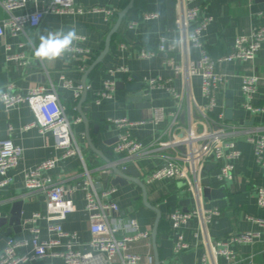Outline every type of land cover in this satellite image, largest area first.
Here are the masks:
<instances>
[{
  "label": "crops",
  "instance_id": "obj_1",
  "mask_svg": "<svg viewBox=\"0 0 264 264\" xmlns=\"http://www.w3.org/2000/svg\"><path fill=\"white\" fill-rule=\"evenodd\" d=\"M0 0V21H7L10 16L26 15L43 8L41 1L29 0L24 8L11 13L5 11ZM77 6L90 9L93 7H105L121 12L130 0H74ZM167 0H135L117 32L112 36L109 51L103 61L97 65L87 76L86 72L104 49L105 40L114 27L117 14L107 22L102 13L85 12L83 14H47L40 26L36 29L26 27L25 32L12 35L6 28L4 35L0 37V92L8 86H13L17 93H28L36 87L45 89L54 88L57 92L60 104L66 109L67 117L72 122V134L75 144L80 149L85 159L87 168L93 180L99 179L101 169L105 162L101 156L96 155L89 148L85 138L83 121L74 123L79 117L78 109L81 106L86 110V117L92 125L99 126L101 138L92 133L91 139L94 146L105 157L114 162L116 157L112 150L114 144L107 146L104 142L117 137L118 129L110 123V120L127 119L132 122H145L142 125L130 129L132 137L145 146H152L158 142H168L172 136L174 117L177 115V123L184 125L188 122V95L200 105L205 103L201 95V81L199 77H192L186 82L184 75H175L171 68L164 65V59L174 58L176 62L183 63L187 59L199 57V50L182 42V35L176 29L175 23L169 28L166 17ZM176 3V1H175ZM176 6V4H175ZM189 7L202 8L205 15L213 20L203 38L205 52L213 59L228 55L233 47L235 39L239 36L250 34L256 27L264 25V0H193ZM176 10V8H175ZM156 12L159 19L143 22V13ZM132 22H138L134 28H129ZM75 26L79 35L86 36L83 43L77 45L91 52L89 58L82 56H70L64 54L56 60H43L36 58L33 53L40 43V37L48 33H55L61 29L67 31ZM162 39H166L169 45L175 47L172 53L156 54L150 59H141L139 52L145 50H157ZM22 54L23 61L8 60V56ZM125 69L127 72L119 70ZM217 70L224 76L223 85L218 92L217 107L213 116L219 119L225 109V93L233 92L234 108L246 112L245 122L252 125L246 126L239 122H227L230 126L238 128L233 136L240 157L235 161L233 179L220 183L217 180L218 167H211L203 172V184L201 192L189 191L184 183L177 180L166 179L148 184L146 176L158 166L162 157L169 154L171 149L156 151L154 145L152 153L137 159L133 164L141 174V180L147 190L148 201L162 213L158 227L157 247L163 264H196L206 250L208 241L223 240L231 234L246 232H259L261 236L253 245H240L235 248L238 259L243 264H264V230L250 220L252 218L264 219V208L257 204V191L264 187V173L255 161L253 146L247 140L246 131L251 135L264 134V112L253 114L244 109V96L241 91L243 76L256 75L264 78V43L252 60H235L229 63L218 64ZM110 71H114L113 75ZM143 78L145 85L150 79L161 78L165 83L164 88L150 90L149 100L144 95L140 103L133 101V94L122 89H116L113 99L102 104L95 103L96 95L103 89L105 79L112 78L115 83H132V76ZM71 80L76 86L81 85L86 77L87 95L83 100V92L78 98L72 90L61 86V78ZM147 88V86H146ZM169 89L176 90L182 98H175ZM149 102L150 108H141L140 104ZM255 107L264 108V89L258 88L252 98ZM163 111V119L155 121L156 110ZM34 120L31 109L26 103L13 108H5L0 103V139L11 140L23 150L22 158L16 169L10 170V184L0 189V218L11 219L19 211L20 229L11 235L0 234V253L5 247L8 238L16 240H29L31 234L25 226V221L34 213H46V196L39 192H28L24 189V172L34 168L40 163L60 157L61 152L56 149L55 141L50 132L40 134L36 128L25 129ZM156 142V143H155ZM106 151L112 153L107 156ZM55 182L66 189L76 186L85 180V175L79 157L59 161L52 171ZM110 187V186H108ZM115 199L121 208V214L127 219H135L142 231L152 232L156 215L144 206L142 191L134 183L125 186H117ZM223 188L222 191L219 190ZM213 191L206 197L204 190ZM85 192L80 189L73 197L74 211L62 225L68 232L77 235V241L85 248L91 239L89 222L85 211ZM188 201L187 206H182V201ZM20 204L19 208H14ZM198 208H217L220 216H217L208 227L205 236L200 221L192 218L185 226L184 238L189 245L188 249L178 256L174 254L173 247L175 236L172 231L170 214L176 210L188 212ZM15 211V213H14ZM42 237L47 238L45 231L46 222L41 221ZM9 222L5 228L11 229ZM132 252L142 257L154 251L149 240H141L132 245ZM22 264H64L60 258L46 257L34 262ZM141 264H147L143 261Z\"/></svg>",
  "mask_w": 264,
  "mask_h": 264
},
{
  "label": "built area",
  "instance_id": "obj_2",
  "mask_svg": "<svg viewBox=\"0 0 264 264\" xmlns=\"http://www.w3.org/2000/svg\"><path fill=\"white\" fill-rule=\"evenodd\" d=\"M29 0H2L1 6L9 13L24 8ZM43 2V8L32 13L19 16H10L7 21H0V37L7 28L12 35L25 32L26 27L36 29L40 26L47 14H83L85 12L102 13L107 22L117 14L116 9L93 7L90 9L76 5L74 0H32ZM175 27L182 35V42L199 50V57L187 59L178 63L174 58L164 59V65L171 68L175 75H184L186 82L192 77H199L201 81V95L205 103L198 104L193 97L188 95V122L184 125L177 123L178 116L173 115L174 124L172 136L168 142H159L157 139L156 151L171 149L147 176L148 184L172 179L181 181L189 191L201 192L203 172L209 164L218 167L217 180L226 183L233 179L235 161L240 157L233 136L238 128L226 123L223 115L214 118L213 112L217 107L218 92L220 91L224 76L217 70L218 64L229 63L235 60L248 61L254 59L261 45L264 43V25L256 27L250 34L239 36L235 39L231 52L218 59L211 58L204 50L203 38L208 30L212 18L204 14L202 8L189 7L193 0H175ZM156 12L142 14L141 21L150 22L159 19ZM138 22H132L129 28H134ZM156 51L172 53L173 45L162 39L157 50L142 49L139 52L141 59H150ZM70 56L89 58L90 50L84 49L74 43L70 51L65 53ZM8 60L23 61L22 54L8 56ZM127 72V70H119ZM115 72L110 71L113 75ZM61 86L72 90L78 98L83 92V86L75 85L65 77L61 78ZM149 90L164 88L165 83L161 78L150 79L146 82ZM258 88L264 89V78L256 75L243 76L241 91L245 102L246 111L257 114L264 112V108L255 107L252 98ZM116 83L112 78L104 81L103 89L96 95L95 103L113 99ZM175 98H182L174 89H169ZM0 103L5 108H13L26 103L33 114L34 120L25 129L36 128L40 134L50 132L55 141V147L61 152L57 159L46 160L34 168L24 172V189L28 192H39L46 196V213H34L25 221L31 237L29 240H16L8 238L5 247L0 253V264H22L34 262L46 257L60 258L64 264H154V257L147 254L142 257L132 252V245L141 240H149L150 232L142 231L135 219L122 216L118 201L114 198L118 188L110 186L101 192H96L93 179L87 168L85 159L80 149L75 144L72 134V122L67 117L66 109L60 104L54 88L45 89L36 87L28 93H17L13 86H8L0 92ZM163 111L156 110L155 121L163 119ZM81 122L77 117L74 123ZM118 129L117 141L113 146L116 157L114 164L119 169H125L137 159L152 153V146H145L134 139L130 129L145 122H132L127 119L110 120ZM247 140L253 146V153L257 165L264 168V134L251 135L245 132ZM182 134V136H180ZM23 150L11 140L0 139V189L7 187L11 182L9 171L16 169L22 158ZM79 157L83 167L85 180L69 188L54 181L52 171L59 161ZM105 172L110 173V170ZM84 190L85 211L87 213L91 239L87 247L77 241L74 232L64 229L62 223L73 213V197L78 190ZM257 204L264 208V187L257 191ZM217 208H198L191 212L176 210L170 214L172 231L175 236L173 251L175 255L188 249L189 245L184 238V228L192 218L200 221L202 230L207 235V230L213 220L220 216ZM264 230V219L252 218ZM41 221L46 222L45 231L47 238L42 237ZM261 236L259 232H246L231 234L223 240L208 241L206 250L196 264H243L237 257L235 248L240 245H253ZM163 264V263H161Z\"/></svg>",
  "mask_w": 264,
  "mask_h": 264
},
{
  "label": "water",
  "instance_id": "obj_3",
  "mask_svg": "<svg viewBox=\"0 0 264 264\" xmlns=\"http://www.w3.org/2000/svg\"><path fill=\"white\" fill-rule=\"evenodd\" d=\"M134 2L135 0H130L129 4L121 11L117 14V20L116 23L114 25V27L112 28V30L109 32L106 40H105V45H104V49L103 51L100 53V55L96 58V60L93 62V64L90 66L89 70L86 72V76L97 66L99 65L104 57L107 55L108 51H109V47H110V43H111V38L112 36L117 32L118 28L120 27L122 21L125 19V16L127 14V12L133 8L134 6ZM166 17H167V23L169 28H172L174 26L175 23V0H167L166 2ZM133 82L132 83H117L116 84V89L119 90H126L128 92H130L131 94H133V101L140 103L142 101V97L144 95L147 96L146 100H149V94H150V90L148 88H146L145 82L143 80V78L138 77L136 75H133L132 77ZM86 77L85 80L82 82V86H83V100L86 98L87 95V86H86ZM141 108H150L151 104L149 102L140 104ZM86 110H83L81 108V106L78 109L79 115L81 117V120L83 121L84 127H85V138L87 141V144L89 146V148L91 149L92 152H94L96 155L101 156L105 162V166L104 168H102L101 171V175L99 179L93 180V187L94 190L96 192H101L102 190L108 188V186H125L128 183H134L136 184L142 191V201L145 207H147L148 209H150L151 211H153L156 215V219H155V223L150 235V241L153 247V251H154V264H161V260L159 257V253H158V247H157V236H158V227H159V223L161 221L162 218V213L160 212V210H158L157 208H155L149 201L147 198V190L145 185L143 184L142 180H141V174L138 171L137 167L135 165H129L127 166L125 169H119L118 167L115 166L114 162L111 161L109 158L105 157V155L100 152L99 150H97V148L94 146L92 139H91V126H93L92 128V133L97 135L98 138H101V135L99 133V126L96 124L92 125L91 120H89L86 115L85 112ZM245 117H246V112L244 110H236L234 108V102H233V92L231 91H226L225 93V109L223 112V118L225 121L227 122H239L241 124H245L246 126H250L252 125V121L251 122H245ZM182 136V134L180 135ZM117 141V138H113L111 140H107L104 143L107 146H111L112 144H114ZM105 154L107 156H112V153L109 151H106ZM211 167V165H207L206 169H209ZM106 170H110V173L105 172ZM262 172L264 173V168L262 169ZM209 182L207 180H204L203 184H208ZM223 188H221L219 190L222 191ZM209 193L214 194L213 191H210L208 189L204 190V194L207 197ZM188 201H182L181 205L182 206H187ZM20 204H17L14 208H19ZM184 212H188L187 210H184ZM15 213V211H14ZM19 211L17 210V214L15 213V216H13L11 219H7V218H0V234L3 235H11L12 232H17L18 229H20V221H19ZM10 223L12 226L11 229H7L5 228V225L7 223Z\"/></svg>",
  "mask_w": 264,
  "mask_h": 264
},
{
  "label": "clouds",
  "instance_id": "obj_4",
  "mask_svg": "<svg viewBox=\"0 0 264 264\" xmlns=\"http://www.w3.org/2000/svg\"><path fill=\"white\" fill-rule=\"evenodd\" d=\"M86 39V36L78 34L75 26H71L67 31L61 29L46 36L42 35L33 55L43 60H56L70 51L74 43H83Z\"/></svg>",
  "mask_w": 264,
  "mask_h": 264
}]
</instances>
